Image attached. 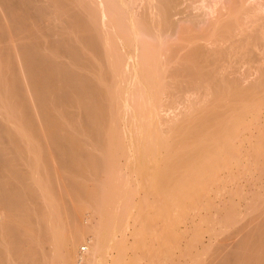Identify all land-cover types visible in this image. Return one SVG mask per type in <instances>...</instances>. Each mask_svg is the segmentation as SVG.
Listing matches in <instances>:
<instances>
[{"label":"bare ground","instance_id":"6f19581e","mask_svg":"<svg viewBox=\"0 0 264 264\" xmlns=\"http://www.w3.org/2000/svg\"><path fill=\"white\" fill-rule=\"evenodd\" d=\"M262 90L264 0H0V264H40L55 254L66 264H105L106 242L125 228L114 230L111 223L109 230L105 221L112 216H103L110 207L104 208L103 197L133 205L142 192L150 195L145 187L157 186L166 190L154 198L183 204V198L202 195L209 180V186L225 189L236 183L234 194L228 187L235 195L248 171L249 161L243 163L241 156L251 147L258 151L251 138L262 139L257 131L264 125ZM249 92L260 93L252 96V108L246 107ZM249 113L258 122L255 130L249 129L253 123L246 125ZM26 125L42 133L35 144V131L30 137ZM42 138L53 143L52 151L47 145L51 152L66 145L67 156L58 158L69 175L77 180L82 172L87 184L96 182V194L90 191L100 211V217L93 215L95 225L87 226L74 210L66 217L46 210L30 215L34 204L47 203L49 178L36 180L46 186L44 194L36 192L39 186L28 172L41 165L32 162L26 172L20 164L30 157L27 152L46 149L38 145ZM259 148L253 152L259 155ZM78 185L71 187L79 192ZM138 186L144 190L130 192ZM105 189L117 190L122 200ZM99 190H105L103 196ZM220 196L226 198V191ZM141 228L143 233L146 226ZM249 231L245 235L264 247L261 233ZM139 234L137 241L147 237L144 232L138 239ZM85 240L90 248L81 254L77 248ZM252 247L216 264H264Z\"/></svg>","mask_w":264,"mask_h":264},{"label":"rangeland","instance_id":"374dc122","mask_svg":"<svg viewBox=\"0 0 264 264\" xmlns=\"http://www.w3.org/2000/svg\"><path fill=\"white\" fill-rule=\"evenodd\" d=\"M65 59L66 58H64L62 60H65ZM66 60H68V58ZM252 75H254V74H252ZM251 77L253 78V76H251ZM262 91H264V90H262ZM254 92L255 91H251L252 94H254ZM251 93L249 94V96L251 95ZM259 94L260 93H257L256 96H254L255 94L251 95L250 97L247 96L248 98L246 99V102L247 101L248 102L246 104V107H248L249 105L251 106V103H253V101H254L253 100L254 97H259ZM261 95H262V93H261ZM252 96H254V97H252ZM263 97H264V92H263ZM263 104H264V98H263ZM263 104L260 106H263L261 111L264 114V105ZM252 106L250 108H252ZM250 114L251 113H249V115L247 116L246 125H247V123H251V124L253 123L252 126L249 124V126H251L249 129L251 130L253 128L255 130L254 127L258 124V122H256L254 116H252ZM248 117L251 119H248ZM249 121H251V122H249ZM262 121L264 122V117H263ZM254 123H255V125H254ZM28 126L29 125H26L27 128H28ZM44 126L42 127L43 129L45 128ZM29 129L26 133L28 135L31 134V132H32V130H34V128L30 127ZM261 129L263 130L262 132H260ZM257 131L259 132V134L263 133L261 136L262 139L259 137V139L262 140L261 142H259L260 144L262 143L261 144L262 146L258 145L259 143H256L259 141V139L255 142V139H256L255 137H253V140L251 138V143L254 142L255 144H257L256 146H257L258 151L260 149L259 147H262L260 154L258 155V153H257L258 151L256 150V147L253 146L254 148H252V147L250 148L249 146H247V148L249 147L250 149L248 148L249 149L248 152L244 151L246 154L244 153L243 155H245V156H241L242 157L241 159H243V163L249 161L247 163L248 166L245 164V166H247V169L246 168L245 169H246V171L247 170L248 171L247 172L244 171V173H245L244 179L245 180H243L244 184L242 183L243 189H241V187H240V190H236V192H235L236 194L233 196L230 193H232V191H235V189H237L238 186L236 187V183H231V184L227 183L228 185L227 184L225 185L226 186V189H225L224 184H220L221 186H219V183L218 184L216 183L215 186L214 185L211 186L212 184H211V181L209 180V183L207 182L208 183L207 186L202 187L203 188V190L201 192L202 195L193 197L192 200L190 198H183L181 201L186 200V202L183 201L184 202L183 204L181 202H180V204H177L179 202H177V200L175 202L174 199H172L170 201L165 200L164 197L162 199H160L163 196V193H161L163 191H160L161 188H163V187H158V189H157L156 188L157 186L156 187L155 186L145 187V190L141 186H140L141 188L139 186L135 187V188H131L130 192L132 190L134 191V190H140L141 189L142 191L144 190L145 193L149 190V189L147 190V188H150V191L147 193L148 195L149 194L150 195L145 196L144 193L142 192L141 193V194H143V195H141L142 197L139 196L140 199H138V197H137V199L135 201H133V205H132L131 201L126 200L127 205L125 206V204H124L125 199L123 200V202L122 201L111 202L109 200L110 199L109 196H108L109 199H108V197H106L107 199H105L103 197V199L107 201V203H106V201L104 203L107 206V207H104V208H106V210H108L109 205L111 207V205H113V203H115V206H113V208L109 207L107 214H106V212H105V215L103 214V216H105V217L107 215L112 216L111 219L109 218L110 216L107 217V219H106L107 221H105V222H107L106 224L108 225V227H109V224L112 223V226L114 227V228L113 227L112 228L114 230H115V228H118L119 225H121L122 228H125V230H122V231H125L124 234L121 230L119 231V233L117 231L116 237L114 239L110 240L109 242H106L107 244H105V251H106L105 264H115L116 260H117L116 261L117 263L120 261L119 264H211V263L216 264V262H218V258H220V260H221L224 256H226V254L234 255V253H236V252H238V254L241 255L243 252L244 253L248 252V250L253 248L252 247L253 245L255 246L254 254L257 255L258 257H260L261 261L264 262V256H263L264 255V247H263V245L262 244H260V246L255 245L254 242L251 240V236L245 235V233L248 234L247 231H249L248 229H250L252 234L253 233L255 234V230H256V233L260 232L261 237L263 236V238H264V210H262V208L264 207V125L262 124V126L260 127V130H257ZM257 131H256V134H257ZM245 132H246V134H248L249 130L246 129ZM39 133H40V131H39ZM32 134L34 135V138H32L33 143H34V141L36 142V136L40 137V135L42 133H40V135H39L35 131ZM32 134L30 135V137L32 136ZM248 136H249V134H248ZM248 136H247V138H248ZM43 138H42V140H43ZM37 139H39V138H37ZM248 141L250 143V139ZM44 142L45 141L43 140L41 142V144H40V142H39V144L36 143V146L38 147V145L39 146L41 145L40 148H42V144H46V142L45 143ZM48 143H50V142H48ZM57 143H59V142H57ZM251 143H250V145H251ZM51 144H52V148H51ZM47 145L48 144L45 145L46 149H44V150H42V149L39 150V147H38V150L40 151V153L42 151H43L42 153H44L45 150L49 153L50 150L49 151L47 150L48 149L47 147L49 145L48 146ZM49 147H50L49 149H51V151H52L53 143H50ZM57 147L61 148V149H58ZM57 147H55L54 149L58 150V151H55V150H53V152L50 151L52 153L51 155L48 154L47 152H45L46 155L48 154L47 157L45 155L46 159L44 158L42 153L38 154V152L37 153L35 152V153H33L35 155H32L31 152H27L28 153L27 157H28V155H30V157L32 158V161L30 160V157H29L27 159H29L30 161L28 162L27 159H26L27 162L25 161L27 164L29 163L28 165L23 161L22 162L24 164H20V167L24 166V169L26 172H27V170L28 171L30 170V168H31L30 166H32V168L34 166H37L38 162H39V165L43 166V167H41V166L38 167V169L36 167L34 169L31 168L33 171L31 170L28 172L29 177H32V181L33 182L35 181V184L37 183L36 180H38L39 178H40V180H43V181L45 179L47 180V178H49V180H47L46 182H47V184H49V186H50L49 190L51 189V192L47 189L44 190V188H42V187L46 188V186H42V187H41V185L39 186L38 185L39 182L36 184V187L39 186V188L37 187L38 189H36L34 183H32V182H31L32 184L30 183V185L34 184L33 186L35 187L36 190H38L36 192H42V190H44V192H46V191L48 192L47 193V195H48L47 196V203H41L40 202V203H37L36 205L34 204V206L32 207V210L30 212V215L34 216V215H37L38 212L46 210L52 214L56 213V215H58L60 213L59 215L66 217L67 215H70L71 212L74 210V212L75 213L77 212V214L79 216L81 215L80 217H82V218L84 217V220H85L84 222L86 224H88L87 226H90L91 224L95 225V221H96L95 218L96 217H94L93 215H97V217L98 216L100 217V215H99L100 211H97L98 207L96 208V206H94L95 203H94V205L92 204V202H94V200L92 201L93 198H91L90 195H91V193L95 192L94 189H96V191H97V189H99V188H98L96 182L90 181L87 184V181H88L87 178L86 179L80 178L85 173L82 176H81L82 172L78 173V174H80V177H77V180L75 179L76 177L72 176L73 174L69 175L68 174L69 172H67L69 170L68 165H66V163L61 164L60 160H62V159L58 158V157H60V155L62 156L61 158H63L65 151L67 154L66 145L60 144ZM254 150H256L257 152H253ZM247 153H248V155H247ZM36 154H37V156H36ZM66 154H65V156H67ZM230 155L228 154V156H226V157L230 158ZM253 155L254 156L256 155L255 157H257V156L258 157L255 159ZM34 156L37 159L36 160L37 163L33 159ZM236 156H237L236 153L232 154V157H235L237 160L239 157H236ZM37 157H39L40 159ZM48 157H56V158H50L49 159ZM232 157H231V159H233ZM57 158L59 159L58 161H57ZM245 158H246V161H245ZM42 159H44L45 161H43ZM14 161H15V159H14ZM14 161L12 160L13 164H14ZM41 161H42V163H41ZM227 161L229 162V159L228 160L226 159V163H228ZM231 161L233 164L236 163L235 159H233ZM254 161H256L257 163H255ZM16 162L18 163L19 161L16 160ZM32 162H34L35 165ZM31 164H33L34 166ZM45 165L47 167H45ZM257 166H258L259 170L256 169ZM44 167H45V169H44ZM66 168H67V170H66ZM35 169H37V171H35ZM76 171L78 172L80 170H76ZM30 172L32 173V175H30ZM37 172H38V174H37ZM67 174H68V176H70V178H71V176L73 177L71 179V182H69L70 181L69 177H68L69 180L67 179ZM33 175L37 176L38 178L34 180L33 178H36V177H34ZM85 177H86V175H85ZM215 177H217V176H215ZM50 180H51V182L49 183L48 181H50ZM74 181H75V183H74ZM76 181H77V183H76ZM80 181L81 182L85 181L86 186L84 185L85 182L80 183ZM78 182H79V185H78ZM71 183L72 184L74 183L73 185L77 184L79 186V188L82 187L83 189L81 188V190L79 192H77L78 190L76 191L74 188L78 189V187L71 185L74 187V188H72L70 186ZM91 183H92V185H91ZM209 184H211V185L209 186ZM232 185H234V186H232ZM83 186H85V187H83ZM91 186H93V187H91ZM229 186H230V188H233L230 193H229V188H228ZM106 187L108 188L109 186H106ZM130 187L131 186L125 187L126 191L129 190ZM221 187L224 188V190ZM111 188L113 189V187H111ZM172 188H174V187H172ZM35 189L31 188L32 192ZM174 189H176V188H174ZM174 189H172V190H173V193L175 194ZM82 190L87 191L88 193H90V191H91L90 194H88L86 192V194H88L90 197L88 195L82 194V192H83ZM105 190H107V189H105ZM105 190H104V192H105ZM121 190H123V188ZM164 190H166V188ZM108 191H109V189L107 190V192ZM114 191H117V190H114ZM114 191H112L114 194V195L113 194L112 195L113 196L118 195V191L116 193ZM124 191H125V189H124ZM158 191H160L161 197L159 196L160 194ZM205 191H207L206 194H208V195L210 194L211 196L210 195L207 196L206 194H204L203 192H205ZM225 191H226L227 196H226V198H224V197L222 198L220 195L222 192H225ZM49 192H50V194H49ZM99 192H100V190H99ZM104 192L102 193V190H101L100 193H102V196H103ZM110 192H108V193L110 194ZM212 192H215V194H213ZM242 192L244 194H242ZM177 193L178 192H176V194ZM238 193H240L239 194L240 196L238 195ZM42 194H44V193L42 192ZM78 194H81V195H78ZM95 194H96V192H95ZM154 194L155 195L157 194L156 196L160 197V198H157V197L154 198V196H155ZM174 194H173V198L176 195V194L175 195ZM203 194L206 196H204ZM232 194H234V193H232ZM92 195H94V193ZM105 196H107V193H105ZM110 196H111V194H110ZM151 196H153V197H151ZM115 197H114V200H122L120 198L117 199V196H115ZM144 197H146V198L144 199ZM108 202H109V204H108ZM129 202H131V204L129 205V208H128L129 210H127V206L129 204ZM123 206H125L126 208L124 209ZM113 209L115 210V212L113 211ZM260 209H261V212H260ZM109 211L111 213H109ZM119 211H122V212L118 213ZM124 211H127L126 212L127 215H126V213H124ZM112 213H114V214L116 213L117 215L119 214V216H117L116 214L114 215ZM113 215H114V217H113ZM105 217H103V218H105ZM144 220H146V221H144ZM109 221H110V223H108ZM113 223H115V224H113ZM145 226H146V228H144ZM108 227L106 226V228H108ZM141 227L146 230V231L145 230H142V231H143V233L145 232L147 237H145V235L140 231ZM109 228H110L109 230L112 231L111 227H109ZM100 230L103 231V233H105V231H106V234L108 232L107 231L108 229H105V231H104L103 228H101ZM251 232L249 231V235L251 234ZM110 233H108L109 236L112 235ZM108 234L106 235L107 237H109ZM136 234H139L138 239L142 238V236H141L142 234H143V237H145V238H142L140 241L139 240L137 241L136 237L138 235H136ZM87 235L88 236L85 235L86 239H88L91 236V232H88ZM135 241H137V242H135ZM43 243H44L43 245L47 246L48 248L50 247V245H49L50 242L48 240H44ZM87 243H88V241L85 240L84 242L79 244L77 251L80 252V249L82 247L81 245H85ZM142 244H143V247L141 246ZM52 247H53V245L51 246V248ZM88 247H89V245H88ZM229 248L230 249L232 248V249L230 250ZM227 251H228V253H227ZM231 252H233V253H231ZM215 257H217V258H215ZM118 259H119V261H118ZM212 259L213 260L215 259V260L213 261ZM40 264H66V262H65L62 255L55 254L52 259L46 261L45 263L40 262Z\"/></svg>","mask_w":264,"mask_h":264},{"label":"built area","instance_id":"2783aa9c","mask_svg":"<svg viewBox=\"0 0 264 264\" xmlns=\"http://www.w3.org/2000/svg\"><path fill=\"white\" fill-rule=\"evenodd\" d=\"M87 250H88V245H87V244L82 245V247H81V249H80V253L83 254V253L87 252ZM80 264H89V263H87V262H85L84 260H82V261L80 262Z\"/></svg>","mask_w":264,"mask_h":264}]
</instances>
